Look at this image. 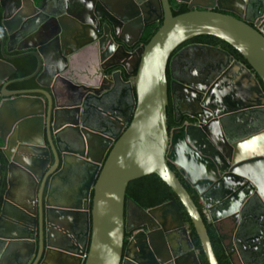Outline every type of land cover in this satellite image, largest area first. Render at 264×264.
<instances>
[{
	"label": "water",
	"instance_id": "95a60500",
	"mask_svg": "<svg viewBox=\"0 0 264 264\" xmlns=\"http://www.w3.org/2000/svg\"><path fill=\"white\" fill-rule=\"evenodd\" d=\"M179 1L189 11L173 16L168 0H122L119 10L113 0H0V264H200L174 202L136 205L142 220L128 227L126 187L152 174L176 195L208 264L218 262L201 213L232 233L227 244L220 236L231 264L233 250L243 264L264 263L240 249H264V0ZM201 35L244 62L186 47L213 57L200 87L172 77L173 120L189 119L169 131L166 70ZM27 56L33 73L9 80L11 61ZM30 79L37 88L9 89ZM174 86L194 112L180 113ZM71 165L81 185L61 204L54 185Z\"/></svg>",
	"mask_w": 264,
	"mask_h": 264
},
{
	"label": "trees",
	"instance_id": "16d2710c",
	"mask_svg": "<svg viewBox=\"0 0 264 264\" xmlns=\"http://www.w3.org/2000/svg\"><path fill=\"white\" fill-rule=\"evenodd\" d=\"M172 4H175L174 0H170ZM177 7V6H176ZM188 10L183 7H177L175 11H173V16L182 14L187 12ZM162 21H157L155 23H152L150 25H147L142 35L136 44L138 47H144L148 41L151 39V37L154 35V33L157 31V29L160 27ZM192 41H195L197 43L212 45V46H220L221 48H224L229 51V53L237 60L244 62L243 58L229 45L224 43L223 41L219 40L218 38L210 35H201L198 37H195L191 39ZM16 68L17 71L13 75L14 78H23L26 76H29L33 73L35 69V59L31 56H27L21 59L13 60L12 62ZM246 64V63H245ZM247 65V64H246ZM131 75L127 73H123L122 78L128 79ZM37 88V85L35 84L33 79L21 82V83H14L9 86V89H34ZM63 104L67 105L68 101L63 100ZM167 118H168V130H172L178 127L182 126V121H179L178 123H175L172 115H171V109H166ZM171 169H173V166L170 165ZM174 170V169H173ZM179 179L183 183L184 187L188 191L189 195L191 196L194 204L197 206L199 212H202V205L195 194L194 190L190 188V186L179 176ZM3 189L0 190V202H1V195H2ZM125 198L129 199L131 203L134 205H138L142 207L143 209H150L156 206H159L163 203L172 201L174 202L182 215L183 221L186 224H189V238L191 240V243L193 244V247L195 251L197 252V257L200 264H208L198 241V238L195 235L194 229L191 225V222L184 211L182 205L178 201L176 195L171 191V189L165 185L156 175H147L142 178L133 180L128 183L125 191ZM203 217V221L205 223V227L207 230V234L210 239L211 247L214 252V255L217 259L218 264H231L223 243L219 237V234L216 231V228L213 226V224L201 213ZM126 236H129L127 234ZM126 239L124 238V245L126 243Z\"/></svg>",
	"mask_w": 264,
	"mask_h": 264
},
{
	"label": "flooded vegetation",
	"instance_id": "af4514ba",
	"mask_svg": "<svg viewBox=\"0 0 264 264\" xmlns=\"http://www.w3.org/2000/svg\"><path fill=\"white\" fill-rule=\"evenodd\" d=\"M168 1H169V5H170L172 15H173V11H175L178 6L179 7L184 6L189 11L187 3L183 2V1L174 0L175 4H172L170 2V0H168ZM193 9H197V8H192V10ZM230 14H232V13H230ZM156 15L155 16L151 15V18L156 17ZM232 15H234V14H232ZM195 45H207V44L197 43V42L192 41V40H189V41L183 43L181 46H179L173 52L171 57H173L181 49L184 51L181 53V55L179 54L177 56L172 67L171 68L167 67V70H166V77H167V82H168V91H167V93H168V105H167V108L171 109L172 118H173V101H172V96H171L172 92L170 89V82L172 81V77H174V79H176L182 83L191 84L195 87H200L203 84L202 78L208 72L210 60H212L210 58L213 57V53L212 54L208 53L205 50H200V49L195 50V49H187L186 48V47H191V46L195 47ZM208 46H212V45H208ZM137 47L138 46L135 45L132 49H135ZM213 47L221 48L220 46H213ZM221 49L229 52L228 50H226L224 48H221ZM19 53H21V52L13 51V52L9 53V55H17ZM11 62H13V60ZM130 67L131 66H129V68ZM116 69H118V68H116ZM123 73H126V72L122 69L121 70V76L123 75ZM129 78H131V76ZM13 79H15L13 76L11 78H9V80H13ZM128 79L123 78L124 81H127ZM174 88H175L174 92H175V96H176V106L178 107V110L180 111V113H183L186 111L194 112L195 108H194L193 104L188 103L183 98L186 95V91L181 90V89H183L181 87H179V89H177L178 87L174 86ZM122 90H125V85L122 83H119V85L117 86V90L115 91V94L116 95L119 93L121 94ZM115 94H114V96H116ZM60 104H63L62 101L60 102ZM186 119H189V118L187 117V115L183 114L180 121H182V123H184L186 121ZM192 122H194V121L191 120L190 123H192ZM211 130L214 131L213 132V134H214L215 133V127L213 126ZM233 132H235V131H233ZM0 147H1V145H0ZM173 169H175L174 166H173ZM125 220L127 221L129 228L132 225L137 224L142 220V215H141L140 210L137 208L136 205H133L131 203L126 204V206H125ZM215 228H216L217 233L219 234V237L220 236L224 237V239H225L224 242L227 244V240L230 239L232 233L229 232V229L227 227L223 226V224H218V225H216ZM132 233L133 232L125 233V239L128 240ZM127 234H129V236H126ZM126 243H127V241H126ZM126 243H125V245H126Z\"/></svg>",
	"mask_w": 264,
	"mask_h": 264
},
{
	"label": "crops",
	"instance_id": "0c3cea01",
	"mask_svg": "<svg viewBox=\"0 0 264 264\" xmlns=\"http://www.w3.org/2000/svg\"><path fill=\"white\" fill-rule=\"evenodd\" d=\"M113 1H114L113 2L114 4H112V6L116 10H119L120 4H122L121 3L122 0H113ZM116 90L117 88L115 89V91ZM116 96L115 97L117 101H119L124 107V105H126L128 101V96H127L126 91L122 90L121 94L119 93ZM81 180H82L81 171L77 170L76 168H74L73 165H71V168H69V170H67V172L64 174V178L59 179L56 185H54L56 189L55 194H54L55 200H57L61 204H68V202L71 200L70 197L72 196L74 191L76 192L78 187H80ZM249 245L245 244L244 246L242 245V243H240V249L246 257L252 260L258 261L262 256H264V249H261L259 247L257 248V251H251V246ZM19 250L21 249L19 248ZM233 251H234V255H233L234 262L236 264H243L239 258L238 252L235 250Z\"/></svg>",
	"mask_w": 264,
	"mask_h": 264
}]
</instances>
